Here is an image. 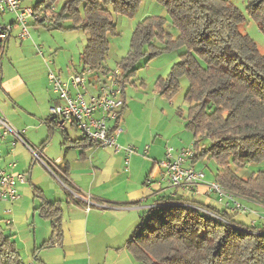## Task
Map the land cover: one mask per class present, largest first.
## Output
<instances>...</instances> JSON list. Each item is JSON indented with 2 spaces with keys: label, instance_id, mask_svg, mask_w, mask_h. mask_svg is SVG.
<instances>
[{
  "label": "trees",
  "instance_id": "1",
  "mask_svg": "<svg viewBox=\"0 0 264 264\" xmlns=\"http://www.w3.org/2000/svg\"><path fill=\"white\" fill-rule=\"evenodd\" d=\"M55 1L40 0L34 8L37 12L49 11ZM139 1L66 0L59 12L52 11L56 18L70 19L72 28L89 33L80 53L82 69L89 68L97 78L108 74L110 70L103 64L107 35L115 34L116 28L106 5L112 4L114 12L123 14L133 12ZM156 1L167 9L178 35L172 39L165 33V20L159 16L138 23L129 51L118 62L122 92L135 73L145 43L150 48L147 60L165 50L185 47L169 73L156 80L155 89L161 97L169 98L177 92L181 77L188 80L185 127L194 140L190 160L207 155L214 158L219 165L214 182L242 199L264 205V171L243 179L228 167L230 161L242 167L264 160V52L239 31L245 17L230 0ZM246 10L264 33V0H247ZM8 37L9 33L0 42V54ZM154 39L163 40V46H154ZM76 142L98 146L84 136ZM46 165L73 190L55 166L49 162ZM169 200L161 201L166 204ZM172 200L176 203L146 211L125 242V249L139 264H264V221L250 226L238 213L213 203L207 205L183 196ZM58 209L54 203L44 208L45 217L53 223L51 244H58L60 237ZM3 229L0 225V264H23L15 241Z\"/></svg>",
  "mask_w": 264,
  "mask_h": 264
},
{
  "label": "crops",
  "instance_id": "2",
  "mask_svg": "<svg viewBox=\"0 0 264 264\" xmlns=\"http://www.w3.org/2000/svg\"><path fill=\"white\" fill-rule=\"evenodd\" d=\"M30 1H25L24 4L28 5ZM54 17L43 16L38 24H52ZM4 21L0 18V28L9 29V37L4 42L5 46L0 54V117L5 118L13 130L21 133L25 144L14 140L11 132L3 134L4 128L0 125V169L9 170L8 163L15 162L12 170L23 174L26 179L17 184L21 197L19 196L17 203L13 204L9 221V224H15L14 233L11 231L9 235L16 243L21 261L25 262L22 261L23 264H37L38 260L39 264H51L58 259V264H137L125 249V242L146 211H155L161 206L175 204L172 198L179 196L221 207V204L214 202L213 196L205 195L204 187H199L196 193H190L181 188H171L165 181L155 183L161 175L159 165L155 177L151 175L154 165L157 164L155 160L141 182L132 172L128 177L118 172L122 157V163L125 165V152L109 153L102 147H86L83 142L77 144L76 141L81 139L83 134L81 137L69 135V128L78 129L71 121L65 123L64 129L56 124L57 118L53 111L58 110L62 100L53 91L47 77L52 63L47 65L50 60H46L42 53V57L32 54L28 44L12 42L10 37L13 28L19 25L15 19L8 24ZM11 44L15 45L19 53L15 58L8 57L7 54ZM82 67L81 64V70ZM53 70L55 71V67ZM72 71L76 70L67 68L66 76ZM55 72L60 74L59 71ZM125 107L126 101L124 109ZM42 125L46 128L44 139ZM55 126L61 130L63 136L62 139L53 138L51 141ZM38 131L41 137L37 140L34 134ZM192 141L193 139L189 140L187 144L190 146ZM159 143H162V140H159ZM60 146L65 148L64 152ZM54 148L59 152L54 153ZM69 149L78 150L77 159L86 163L85 166L72 168L71 159L74 154L68 158ZM32 152H38L39 158L34 157ZM111 160L119 162L115 168L114 184L112 180L104 177V168L108 167ZM46 162L55 166L74 191L61 183ZM186 164L197 168V160H190ZM128 171L127 167L125 172ZM163 198L170 200L164 204L161 201ZM243 201L248 209L249 222L253 223L252 225H260L264 221V206L248 200ZM50 203L59 208L58 244H51L52 239L54 241L53 223L45 217L44 208L47 209ZM22 211L26 220L30 219L33 226L32 235L23 237L16 233L19 229L17 212ZM257 216L260 220H256Z\"/></svg>",
  "mask_w": 264,
  "mask_h": 264
},
{
  "label": "rangeland",
  "instance_id": "3",
  "mask_svg": "<svg viewBox=\"0 0 264 264\" xmlns=\"http://www.w3.org/2000/svg\"><path fill=\"white\" fill-rule=\"evenodd\" d=\"M37 1L38 0H31L28 5H34ZM65 1L66 0H56L52 5L54 12H59L60 6H62ZM230 1L245 17V20L238 26L239 31L247 34L255 42L259 52H264V33L261 32L256 22L249 17L246 10L247 0ZM106 8L111 11L112 21L116 28L115 34L109 33L107 35L108 51L103 64L109 70L116 69L118 67V62L126 56L130 48L133 31L144 18L152 16L164 18L165 33L169 34L172 39H175L178 35V29L174 27V25L172 26L167 9L156 0H140L131 13H116L112 10V4L110 3L106 5ZM54 12L50 11L48 16L53 15ZM0 18L5 20V24H8L15 19V15L9 11L4 13L0 12ZM54 19V23L52 22L51 27H46L41 24L36 25L32 19H29L27 26L29 37L20 39L19 33H21V28L15 26L11 33L10 40L16 44H28L32 54L38 55V51H40L46 60L52 62V69L55 67V71L60 72L59 76L61 79L66 81L67 76L65 73L67 72V68H73L79 72L81 71L80 53L89 37V33L81 29L72 28V21L68 18H60L57 16V18L54 17ZM46 22L47 20L44 21V23ZM163 44V40H153L154 46L161 47ZM143 51V55L135 65V73L130 77L129 81L124 84L123 97L126 101V107L121 119L124 132L118 139V141H120L118 142L119 145L124 147L133 146L137 149L128 156V172H125V165L122 163L124 160L123 157L120 166H118L119 168H117L119 162L116 160H111L108 167L104 168V177L108 180H112V184H114L116 178L115 168H117L118 172L124 177H128L132 172L134 177L140 178L142 182L150 171L153 160L157 162L151 174L155 177L158 170V162L164 158L167 148H172L174 155L178 154L183 149L193 148V144L190 146L187 144L189 140L193 139L192 133L185 127V119L189 108V103L185 99V93L189 85L187 78L185 76L180 78L177 92L169 98L164 96L161 97L155 89L156 80L159 77H165L169 73L171 66L179 60V55L185 51V47L165 50L161 52L160 55L150 60H147L146 56L150 51L146 43L143 46ZM7 54L8 57L12 58H15L19 54L14 44H11ZM39 56L41 55L39 54ZM89 81L87 89L88 92L92 94H97L100 87L108 85L106 76L103 74H100L98 78L92 75L89 77ZM23 116L27 117V115ZM41 130L45 133L42 138L44 139L46 136V128L44 125H42ZM67 131L70 136L75 135L76 137H81L82 135L81 131L74 127L69 128ZM62 136L61 130L55 126L51 141L53 138L62 139ZM34 137L38 140L41 137V133L38 131L34 134ZM159 140H162V143H159ZM193 142L194 140L192 143ZM203 144L207 145L208 142L203 141ZM61 147L62 152H64L65 148L63 146H60V148ZM102 149L109 153H113L114 151L110 147H102ZM52 151L54 153L59 152L56 148ZM67 152H69L68 158L72 157L74 154V158L71 159L72 168H79L81 165L85 166L86 163L77 159L78 150L69 149ZM122 155L124 154L122 153ZM228 167L240 178L247 179L258 171H264V160H262V162L246 163L242 167H235L230 161ZM218 169L219 165L217 161L209 155L197 160L196 170L204 173L205 182H214ZM157 182L158 179L155 183ZM16 189L18 195L21 197L18 185ZM30 196L32 199L31 194ZM243 200L248 199L243 198ZM243 200L242 198L239 199V201L247 207L243 203ZM17 201L12 202L0 198V225L7 234L11 233V231L14 233L13 227L15 224H9V221H11L10 212L12 211V206L17 203ZM251 202L254 203V201ZM257 204L262 205L261 207L264 206L260 203ZM247 213H238V215L242 216V218L244 217L243 219L246 224L255 226L252 225L253 223L249 222V213ZM17 225L19 228L16 232L18 236L23 237L27 234L32 235L33 226L31 220H26L23 211L17 212ZM28 226L30 227L28 228ZM100 255L102 254L100 253ZM133 260L139 264L135 259ZM22 261L24 262V260ZM56 262L51 264H58ZM37 264H39V260Z\"/></svg>",
  "mask_w": 264,
  "mask_h": 264
},
{
  "label": "built area",
  "instance_id": "4",
  "mask_svg": "<svg viewBox=\"0 0 264 264\" xmlns=\"http://www.w3.org/2000/svg\"><path fill=\"white\" fill-rule=\"evenodd\" d=\"M28 0H0L1 12H12L15 15L16 23L21 28L20 39L29 37L27 30L28 20L34 22L43 16H48L50 10L41 9L37 12L34 5H25ZM9 29L0 30V42L4 41ZM41 54L40 51H38ZM52 62L48 61L47 65ZM47 77L53 91L62 100V105L53 113L57 118V126L64 129L65 123L71 121L83 134L84 137L95 142L98 147H110L114 152L124 151L125 170H127L128 156L135 150L133 146H121L117 137L124 132L121 125V111L125 106L122 87L119 82L120 69L118 67L106 74L108 85H103L97 94L88 92L87 85L90 76H96L89 68L80 72L72 71L63 81L58 73L49 68ZM0 125L4 132H11L14 140L25 144L19 131L13 130L7 120L0 117ZM34 157L39 158L38 152H32ZM2 151L0 149V157ZM194 155L192 148L183 149L178 154H173L172 148L165 150L164 158L158 162L161 168V175L158 183L166 182L171 188H181L190 193H196L199 187H204L205 195H213L216 201L229 212L247 213L248 209L240 201V197L224 189L216 182H205L204 173L197 171L190 164H186ZM15 162L8 163L9 170L0 169V198L12 202L19 198L16 186L25 181V176L14 172Z\"/></svg>",
  "mask_w": 264,
  "mask_h": 264
}]
</instances>
